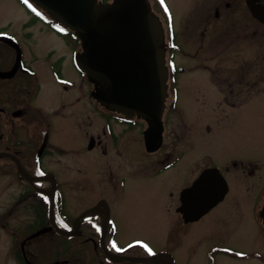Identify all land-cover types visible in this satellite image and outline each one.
Returning <instances> with one entry per match:
<instances>
[{"label":"rangeland","instance_id":"374dc122","mask_svg":"<svg viewBox=\"0 0 264 264\" xmlns=\"http://www.w3.org/2000/svg\"><path fill=\"white\" fill-rule=\"evenodd\" d=\"M194 1L167 0L178 27L184 16L189 13ZM25 4L39 12L30 2L27 1ZM30 20L31 16L18 0H0V32L17 38L23 46L25 57L29 62H33L36 58H43L51 47L59 44L61 40L55 35L52 36L50 32L43 31L40 23L32 26L29 24ZM196 35L199 39L203 38L200 36V31L196 32ZM210 37L216 38L213 33ZM258 42V51L264 54V36L260 35ZM30 44L33 52L29 50L28 53ZM182 45L187 49L193 48L192 52L196 54L193 57L198 58L197 53L204 54L205 56L199 59H211L208 63L212 66L220 61L219 57L215 56L218 49L208 52L212 46L197 45L196 47L190 44V41L183 42ZM241 50H244L242 55L250 53L247 45ZM67 53L70 55L68 50ZM12 54L7 45L0 43V60L7 55L13 56ZM227 55L231 57L229 51ZM183 58L180 56L178 59ZM203 64L204 62H201L202 66ZM227 64L231 65L230 62ZM193 66L194 69L200 68L197 63ZM262 70L264 69H260ZM42 77H45V74L40 71L38 78L42 83L41 91L47 100L53 94V88L48 82H44L45 78ZM194 77L196 75H184L180 78L183 87L178 110L187 122L198 126L209 121V115L196 118L195 107L191 104L192 89L189 86ZM169 93L170 104L171 88ZM209 109L212 112V118L209 117L211 122H208L210 128L214 130L216 126L221 127L223 124L222 127L203 139L200 136H203L205 128L199 126L200 130L196 131L199 136L193 135L192 142H189L190 138L188 139L191 130L185 129L182 116L175 111L168 116L167 141L164 149L169 151L180 147L178 153L181 159L176 167L177 170H168L158 176L152 169L158 165L159 157L155 154L147 155L144 151L142 139L138 135L141 128L130 132L123 127L120 130L116 129L117 133L127 132V136L118 149L119 153L111 151L109 144L104 155L101 153L102 149L88 152L87 142L78 135L77 129L68 123L69 120L55 119L56 126L51 137L65 150L60 155L47 158L45 167L60 177L61 195L67 212L77 217L104 200L110 217L106 242L108 245L113 242L116 246H129L127 253L129 255L138 254L141 252L140 249L145 247L152 252L171 256L176 264H208L207 254L214 245H235L250 252L258 250L257 246L262 245L255 240L256 236H260L258 213L264 203V185L259 187L261 181L259 176L264 174V91L253 95L241 109L233 112L232 122H228L227 119L230 117L229 112L225 114L227 118L218 125L217 121L220 117L223 118L225 109L213 110L214 108L211 107ZM208 111L202 108L198 110V114ZM101 129L102 125L99 123L100 134ZM175 130L179 133L178 139L172 137ZM102 138L103 143L106 144L105 140L108 141V138ZM232 162L259 163L260 173L248 176L244 172L247 175L244 176L241 169L238 171L231 168ZM227 166L232 169L229 173L225 171ZM214 167L220 168L229 182L230 192L227 199L199 222L185 225L175 213L177 203L171 204L169 197L171 193L177 195L180 186L187 183L190 178L197 177L201 168ZM110 172H113L115 177L122 172L130 173L121 182H116L111 180ZM262 177L264 178V175ZM49 183L36 185L32 202L35 206L45 203L41 194L50 191ZM20 191L21 186L18 185L13 174L0 172L1 211L13 202ZM27 217H31L30 211L27 212L26 206L22 209L19 207V224L22 221L26 222ZM92 218L104 224L103 215L92 214ZM240 218L243 222L237 223L235 220ZM20 230L28 234L31 228L22 224ZM91 232L94 233L92 230ZM62 240L65 239L57 237L52 232L30 241L28 246L34 250V264H58V261H54L57 259H69V264H97L99 259L95 244L88 241L87 237L79 241H68L69 243ZM5 246H8L7 241L0 231V250H4ZM261 247L264 249V246ZM215 258L216 264L227 262L225 256L216 255ZM250 262L254 261H243L242 264Z\"/></svg>","mask_w":264,"mask_h":264},{"label":"flooded vegetation","instance_id":"af4514ba","mask_svg":"<svg viewBox=\"0 0 264 264\" xmlns=\"http://www.w3.org/2000/svg\"><path fill=\"white\" fill-rule=\"evenodd\" d=\"M154 6L159 15L164 14L167 7L170 11L167 19L161 18L165 26L167 62L170 68L171 102L168 103L170 96L168 93L163 116L162 145L153 153L159 157L158 166L153 169L154 174L158 176L168 170H177L176 167H178L181 159L178 153L180 147L169 151L164 149L167 141V118L173 111L182 116L185 129L191 130V137H188V139L190 138L189 142H192L193 135L199 136L196 132L200 130L199 126L205 128L203 136L200 137L206 139L211 132L216 133L223 125L221 127L216 126L214 130L210 128L208 122H211L209 117L212 116V112L209 107L214 108L213 110L225 109L223 118L220 117L217 121L218 125L227 118L225 114L229 112L230 117L227 119L228 122H232L234 120L232 118L233 112L241 109L248 102V99H252L253 95L264 91V70L260 71V69H264L262 68L264 67V54H260L258 51L259 37L260 35L264 36V0H195L179 27L175 23L172 9L167 0H164L163 3L161 1L155 3ZM160 17L162 16L160 15ZM39 23L43 31L50 32L61 40H58L59 44L51 47V50L43 58H36L33 62H29L28 58L25 57L23 46L21 63L16 62L14 50H12L13 56L7 55L3 60H0L1 72H9L17 67L12 77L3 78L0 76V153L13 155L19 161L21 168L30 175L33 174L36 166L41 165H43L45 173L52 174L53 172L45 167V161L48 157L63 151L59 143L51 137L53 128L56 126L55 119L69 120L68 123L77 129L78 135L87 144L93 145L91 150L88 149L89 152L102 149L101 153L105 155L107 153L106 146L110 144L111 151L119 153L118 149L121 148V144L127 136L126 133L133 129L141 128L138 135L143 138V133L147 127L143 121L131 120L113 112H106L105 115H101L100 106L91 96L92 86L77 68L75 62L78 43L74 39H68L66 32L58 26L47 21H39ZM198 31L203 38L199 39L196 35ZM211 33L216 38H211ZM187 41L196 47L197 45L212 46L208 51L209 53L213 49H218L219 51L215 56H218L220 61L212 66L208 63L211 59H199L201 56H205L204 54L197 53L198 58L193 57L196 55L192 52L193 48L187 49L182 45L183 42ZM244 45L249 47V54L242 55L244 50L241 49ZM28 47H30L28 53L29 50L33 52L32 44ZM67 50L70 55H68ZM228 51L231 57H228ZM180 56L184 58L179 60ZM201 62H204L203 66ZM227 62H230L231 65L228 66ZM195 63L200 68L194 69L193 64ZM40 71L45 74V77H42L45 78L44 82H48L53 88V94L47 100L41 91L42 83L38 78ZM70 71L71 73H69ZM184 75H196L189 85L192 89L191 104L195 107L196 118L199 119L205 114L209 115H207L209 121L198 126L187 122L178 110L183 87L180 78ZM218 98L222 99L218 100ZM55 100L56 103L53 102ZM202 108L204 111L206 109L209 111L199 115L198 110ZM99 123L102 125L101 134L99 133ZM121 127L127 132L117 133L116 129L120 130ZM102 137L108 138V141L105 140L106 144L103 143ZM172 137L178 139V131L175 130ZM180 140L182 139L180 138ZM0 159L1 162L4 161L0 165V171L15 174L17 183L21 186V191L13 202L2 211L0 210V231L8 245L5 246L4 250H0V264H34L33 248L27 245L24 248L21 245L18 247L17 239L19 233L22 232L19 229V207L22 209L26 206L27 212L30 211L31 213V217H27L28 221H22L21 224L28 226L34 223V203L32 202L35 186L34 183L22 178L18 163L5 156H0ZM231 164L234 169L238 171L241 169L244 176L260 173L261 167L256 162L248 164L232 162ZM203 170L205 169L201 168L200 173ZM229 170L230 168L227 167L226 171L229 172ZM54 174L57 176L58 185H61L60 177L57 173ZM126 175H129V172H122L117 177L114 176L113 172H110L111 180L116 182H121ZM263 175L262 173L259 176L261 178L259 187L264 185ZM196 178L193 176L187 183H184L177 195L171 193L169 197L171 204H180L181 191L184 187L192 185ZM227 196L213 209L226 201ZM235 221L237 223L243 222L241 218ZM258 223L260 236H256L255 240L264 246V224L260 217V210ZM261 246H257L259 247L258 250L250 252L239 249L235 245H214L207 254L208 264H216V255L227 257L226 264H242L243 261H254L249 264H259L258 262L264 264V249Z\"/></svg>","mask_w":264,"mask_h":264},{"label":"water","instance_id":"95a60500","mask_svg":"<svg viewBox=\"0 0 264 264\" xmlns=\"http://www.w3.org/2000/svg\"><path fill=\"white\" fill-rule=\"evenodd\" d=\"M30 1L75 33L83 49L77 61L94 84L92 95L110 110L144 119L148 123L146 148L156 150L162 138L167 69L162 27L147 0H113L107 4L99 0ZM0 40L17 45L7 37H0ZM42 179L33 178L35 181ZM55 190L56 184L48 194L52 226L65 235H76L75 226L65 232L54 222ZM227 191L221 176L215 170H207L192 187L182 192V205L178 211L185 222L197 220L222 200ZM262 217L264 219V207ZM51 229L44 228L29 239ZM126 260L147 261L139 258Z\"/></svg>","mask_w":264,"mask_h":264},{"label":"trees","instance_id":"16d2710c","mask_svg":"<svg viewBox=\"0 0 264 264\" xmlns=\"http://www.w3.org/2000/svg\"><path fill=\"white\" fill-rule=\"evenodd\" d=\"M42 206H40V210H39V219L41 220V223L43 224V222H44V220H45V218H47V215H48V207H47V205H46V210L42 207ZM59 215V214H58ZM91 241V240H90ZM90 245V244H89Z\"/></svg>","mask_w":264,"mask_h":264},{"label":"snow or ice","instance_id":"6c2138e0","mask_svg":"<svg viewBox=\"0 0 264 264\" xmlns=\"http://www.w3.org/2000/svg\"><path fill=\"white\" fill-rule=\"evenodd\" d=\"M163 2H164V0H161V3H163ZM25 3H27V0H25ZM166 11H167V9H166ZM40 175H43V173H40ZM62 226H65V225H62ZM65 227H66V226H65ZM97 230L99 231V229H97ZM112 247H113V248H116V245L113 244ZM117 251H119V249H117ZM149 252H150V250H149Z\"/></svg>","mask_w":264,"mask_h":264}]
</instances>
